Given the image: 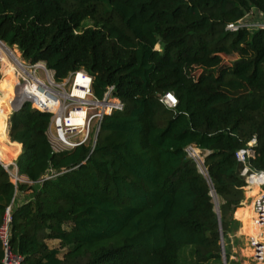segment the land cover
<instances>
[{
  "label": "trees",
  "instance_id": "1",
  "mask_svg": "<svg viewBox=\"0 0 264 264\" xmlns=\"http://www.w3.org/2000/svg\"><path fill=\"white\" fill-rule=\"evenodd\" d=\"M253 8L264 13V0H0V40L58 79L85 68L97 96L114 84L125 103L94 149L55 152L50 113L26 103L11 114L31 183L15 185L0 163V225L12 204L11 243L25 264H181L187 245L193 264H223L222 237L227 264H242L232 257L246 198L236 152L256 136L251 163L264 170V28L226 25ZM223 55L231 64L208 68ZM167 92L176 108L160 101ZM191 144L208 152L207 175Z\"/></svg>",
  "mask_w": 264,
  "mask_h": 264
},
{
  "label": "built area",
  "instance_id": "2",
  "mask_svg": "<svg viewBox=\"0 0 264 264\" xmlns=\"http://www.w3.org/2000/svg\"><path fill=\"white\" fill-rule=\"evenodd\" d=\"M241 28H264V13L253 8L242 19L226 25L229 31H238ZM9 50L13 56L8 58V70L3 68L4 64L0 62V81L9 74L8 72L13 73L12 87L15 95L8 118L26 103H30L33 108L51 114L47 133L55 152L72 150L81 145H91L94 149L105 117L125 108V103L116 95V86L108 85L103 96L99 97L94 91V76L85 68L71 71L58 79L55 70L49 68L45 61L31 63L24 59L19 49ZM160 101L168 108H176L178 104L173 92L162 95ZM257 145L258 140L254 136L246 147L236 152V158L243 165L241 176L245 179L243 189L245 195L247 194L246 199L250 192L257 189V192L250 196L254 210L253 218L258 229L251 235L249 245L254 257L264 264V240L260 231L264 227V170L254 167L251 163L257 156ZM196 148L191 144L186 147V151L197 161L194 156ZM0 163L15 185L23 181L15 160L10 164L1 160ZM12 220L11 204L7 206L0 225L2 264H25L24 256L16 252L11 243Z\"/></svg>",
  "mask_w": 264,
  "mask_h": 264
},
{
  "label": "rangeland",
  "instance_id": "3",
  "mask_svg": "<svg viewBox=\"0 0 264 264\" xmlns=\"http://www.w3.org/2000/svg\"><path fill=\"white\" fill-rule=\"evenodd\" d=\"M5 44L8 47L10 46L7 43H5ZM13 48L18 49L17 46H14V47L10 46L9 47V49H11V50ZM238 55L239 54H236L235 56H238ZM0 56H3L2 53L0 54ZM4 56H5V59H4ZM4 56L0 57V62L2 61V63L4 64L3 68H7L8 65L10 64V61L8 59L9 55H6L4 53ZM232 59H233L232 56H224L223 55V57L220 61L215 62L211 66H208V68L218 69V67H220V65L227 66V65L231 64ZM1 69H2V67L0 68V70ZM203 69H204V66H197V67H193L192 70H193V73H196V75H199L203 71ZM6 97H5V99H6ZM207 153H208L207 151L201 150V156L203 157V160H205ZM214 200L216 201V203L217 202L219 203L218 197L216 195H214ZM245 202H246V198L243 201L242 206H243V204H245ZM246 208L247 207L244 206L242 210H244ZM250 210H251V208H250ZM241 211L239 212L238 217L245 218V219H243V223H244L243 229H242L243 231L236 234L239 237L240 243L236 244L233 247V252L235 253V255H233L232 257L235 259H241L242 264H263V263H260V261L254 257V254L252 253V249L249 245L251 235H254L256 230L258 229V228L255 229V227H257V226H256L255 220L253 218V213H252V211H250V212L241 214ZM260 231H262V240H264V227ZM58 244L59 243L56 241L50 242V245L52 247L57 246ZM194 250H195L194 245H187L182 249V251H181V264H193V262H194V257H193ZM62 255L63 254L61 253L60 256H62ZM210 264H212V263H210Z\"/></svg>",
  "mask_w": 264,
  "mask_h": 264
},
{
  "label": "bare ground",
  "instance_id": "4",
  "mask_svg": "<svg viewBox=\"0 0 264 264\" xmlns=\"http://www.w3.org/2000/svg\"><path fill=\"white\" fill-rule=\"evenodd\" d=\"M4 56V53L6 55H9V57L13 56V54L10 53L9 48L4 44V42L0 41V54ZM0 56V57H3ZM5 59V56H4ZM9 67H7L8 70ZM9 74L5 76L0 81V160L3 161L4 163H11L16 155L19 152V147L20 144L15 143L16 148H13L9 145L8 140V125H7V118L8 114L11 111V108L13 107V99H14V90L12 87V77L13 73L8 72ZM7 96V97H6ZM6 97V99H5ZM199 156V158L197 157ZM194 156L198 161V164L202 170L205 169L204 167V160L203 157L201 156V151L196 148L194 150ZM202 159L203 166L200 165V160ZM257 192V189L254 191L250 192L251 194H254Z\"/></svg>",
  "mask_w": 264,
  "mask_h": 264
},
{
  "label": "crops",
  "instance_id": "5",
  "mask_svg": "<svg viewBox=\"0 0 264 264\" xmlns=\"http://www.w3.org/2000/svg\"><path fill=\"white\" fill-rule=\"evenodd\" d=\"M9 134V133H8ZM8 143H9V145L11 146V147H13V148H16V146H15V143H17V142H12L11 140H10V138H9V140H8ZM18 144V143H17ZM19 147V152H18V154L16 155V157H15V161H16V159H17V156L21 153V151H22V146H21V144H20V146H18ZM21 176H22V178H23V181L22 182H24V183H31L30 182V180L28 179V177L26 176V175H23V174H21ZM32 191L33 190H21V191H19V192H17V194H16V196H15V200H14V206H16V205H19V204H22V203H25V202H27V201H29L31 198H32ZM250 194V193H249ZM244 206H246L247 208L246 209H244V210H242L241 211V214H244V213H247V212H250V211H252V213H253V217H254V210H253V204H252V198H251V196L249 195V196H247V199H246V202H245V204H243V206L242 207H244ZM250 208H251V210H250ZM238 209V208H237ZM249 214V213H248ZM235 217L238 219V220H240V222H241V228L239 229V231L237 232V233H239V232H242L243 230V219H245V218H243V217H238L237 216V210H236V212H235ZM255 229H257L256 227H255ZM58 242L59 243V241L58 240H53V239H51V240H47V243L50 245V242ZM59 245V244H58ZM57 245V246H58ZM51 246V245H50Z\"/></svg>",
  "mask_w": 264,
  "mask_h": 264
},
{
  "label": "water",
  "instance_id": "6",
  "mask_svg": "<svg viewBox=\"0 0 264 264\" xmlns=\"http://www.w3.org/2000/svg\"><path fill=\"white\" fill-rule=\"evenodd\" d=\"M195 162L197 163V167H198L199 171H200L201 173L207 175V172H204V171L200 168V166H199V164H198V162H197L196 160H195ZM211 195L214 197V195H215L214 192H212ZM214 202H215V210H216V212H217V214H218V217H219V219H220V209H219V204H218V202L216 203L215 200H214ZM220 231H222V230L220 229ZM221 233H222V232H221ZM221 245H222V251H223V264H227L226 259H225V245H224L223 237L221 238Z\"/></svg>",
  "mask_w": 264,
  "mask_h": 264
}]
</instances>
